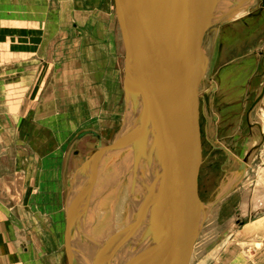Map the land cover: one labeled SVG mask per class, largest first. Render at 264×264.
I'll use <instances>...</instances> for the list:
<instances>
[{
  "label": "rangeland",
  "instance_id": "obj_1",
  "mask_svg": "<svg viewBox=\"0 0 264 264\" xmlns=\"http://www.w3.org/2000/svg\"><path fill=\"white\" fill-rule=\"evenodd\" d=\"M11 1L16 3L14 14L28 13L26 4L17 6L22 0ZM42 1L46 3L39 6L41 11L45 8L47 20L41 21V28L39 23L29 18L23 21L31 28L32 51L26 57L12 55L8 59L3 54L6 52L5 45L0 46L4 51L0 54V62H4V66L12 61L20 65L26 62L30 66H27L29 69L25 73L30 76L31 84L39 81L43 84L44 93L79 85L75 86L77 90H73V93L67 91L60 98L62 101L68 98L69 103L71 99L74 100V106L79 108V118L77 122L75 120L78 131L63 140L58 139V134H44L46 139L42 143L44 147H51L44 151L49 154L45 158L50 163L46 168V177H57L58 184L57 187L56 182L48 181L47 186L52 187V190L48 188V192L57 195L62 179L63 216L60 200L50 204L53 210L49 213L55 211L60 215L57 225L63 218L66 220L63 231L57 232L58 241L63 239L64 264H70L65 250V203L70 195L74 174L96 151L98 138L101 137L104 145L109 147L123 122L126 108V50L115 0ZM224 4H220L221 11H228L231 4L227 9L223 8ZM23 22H16L15 25H22ZM214 23L206 30L202 42L208 56V66L197 98L200 123L206 130L205 134L208 130V136L204 134L203 137L204 160L199 177L202 200L212 204L236 179L240 162L246 157L251 167L248 177L246 174L214 207H206V217L190 264H264V204L256 205L258 199L254 197L256 191L264 194V94L252 109L264 89V0H255L248 13L234 20ZM49 33L55 36L51 37ZM15 72L19 77L23 75L22 70ZM260 139H263L262 142ZM145 142L146 147L150 148L146 139ZM134 149L131 147L130 153L137 155ZM261 150L262 156L253 162L254 156ZM104 161L103 155L97 158L89 168H93L91 177H83L88 182L90 193L84 202L89 215H80L77 198L71 205L77 226L73 233L72 250L74 255L81 251L79 264H109L99 257L100 249H97L105 244L110 246V243L112 247L114 234L119 250L110 264H120L125 257L123 227L118 223L125 191L123 188L127 184V192L131 177L128 174L122 178L116 196L108 199L110 190L107 182L95 187L104 180L103 174H98ZM129 164H133L131 158ZM87 205L89 209L85 207ZM49 213L47 210L46 214ZM46 214L38 215L43 216L45 221ZM88 253L95 254L94 260Z\"/></svg>",
  "mask_w": 264,
  "mask_h": 264
},
{
  "label": "water",
  "instance_id": "obj_2",
  "mask_svg": "<svg viewBox=\"0 0 264 264\" xmlns=\"http://www.w3.org/2000/svg\"><path fill=\"white\" fill-rule=\"evenodd\" d=\"M252 2L236 0L229 10ZM115 4L126 50V108L114 142L106 147L99 137L96 151L74 174L66 202V254L70 264H79L81 251L74 255L72 250L77 226L70 205L77 198L80 215L86 212L87 170L102 155L120 154L131 183L136 184L128 162L135 158L138 165L139 156L132 155L127 145L133 147L135 137L144 131L150 148L159 147L160 170L152 197L134 226L132 246L120 264H189L206 207L223 199L245 177L249 165L247 157L240 162L236 179L212 204L202 200L199 175L204 156L197 98L208 66L202 41L215 16L212 13L199 28L196 12L200 4L211 8L213 0H115ZM263 94L264 89L252 109Z\"/></svg>",
  "mask_w": 264,
  "mask_h": 264
},
{
  "label": "crops",
  "instance_id": "obj_3",
  "mask_svg": "<svg viewBox=\"0 0 264 264\" xmlns=\"http://www.w3.org/2000/svg\"><path fill=\"white\" fill-rule=\"evenodd\" d=\"M32 1L34 0H22L17 4V6L26 4L28 13L14 14L16 3L11 0L5 2L0 0V43H3L0 46L6 47V52L0 47V54L4 52L8 59L12 55L26 57L32 51L30 43L32 32L30 26L24 23L25 20L30 19L39 23V29L41 21L47 20L45 8L41 11L39 6L46 2L35 0L31 3ZM16 22L23 23L16 26ZM49 34L51 37L55 36L54 33ZM38 38H41L40 33ZM3 63L0 62V264H64L61 248L63 239L61 238V242L58 241L60 239L58 232L63 231L66 220L63 218L57 225L60 215L55 211L49 213L53 210L50 204H53L54 200H60L63 216L62 179L60 178L59 182V193L57 195L49 193L48 188L52 187L47 186V182L53 184L56 182L57 187L58 184L57 177L50 179L46 177L48 174L46 168L50 163L45 158L49 154L44 151L51 147H44L42 143L46 139L44 134H58L57 138L63 140L78 131L75 120L77 122L79 118V108L74 106V100L71 99L69 103L68 98H63V101L60 98L66 95L67 91L73 93V90H77L75 86L79 85H74L75 88L70 89L59 88L55 91L52 89L44 93L43 84L39 81L31 84L30 76L25 73V70L29 69L27 66H30L26 62H23V66L13 61L10 64L5 62V66ZM19 70L23 72L21 77L15 72ZM63 102L65 103L62 104ZM82 110L84 111V108ZM200 126L203 144L206 130L201 123ZM206 135L208 136V130ZM262 151L254 156L253 162L258 156H262ZM250 167L248 165V169ZM246 174L248 177V171ZM87 175L91 177L92 174L89 175L87 172ZM256 193H261L260 198L264 197L260 191H256L254 196ZM258 204L263 203H256ZM85 207L89 209L88 205ZM47 210L49 214H46ZM43 212L46 214L45 221L42 219L43 216L38 215ZM85 214L87 217L89 212H84ZM113 236L112 247L110 243V246L105 244L104 247L99 246L97 249L98 251L100 249L99 257L107 260L109 264L119 250L117 238L115 234Z\"/></svg>",
  "mask_w": 264,
  "mask_h": 264
},
{
  "label": "bare ground",
  "instance_id": "obj_4",
  "mask_svg": "<svg viewBox=\"0 0 264 264\" xmlns=\"http://www.w3.org/2000/svg\"><path fill=\"white\" fill-rule=\"evenodd\" d=\"M168 1L170 2L172 0H168ZM226 1H229V0H213V4H211V8L209 7V9L207 8L208 6H210L209 4H204V5L200 4V8H198V11L196 12V19H197L198 27L201 28L209 19H211L212 17L210 16L212 15V13H214V16H215L213 18L212 24L215 21L216 23L218 22L224 23L225 21L234 20L244 15L246 12L248 13V10L250 9V5L252 6L255 0H253V2L249 5L236 7L235 9L228 10V11H223V10L221 11L222 8H220L221 7L220 4L221 3L224 4ZM233 2L234 0H230L228 4H233ZM228 4H224L223 8L227 9L229 6ZM250 119L252 118L250 117ZM142 133H144V131H140L138 133V135L135 137L134 145L132 144V146L135 148L134 150H136L137 156H139L138 157L139 166L134 160L135 158L131 159L133 160V164L129 166L131 168V171L136 174L137 183L132 184L130 181L127 192H126L127 184H126V187L123 188L125 191L123 192V202L120 206L121 215H119L120 217H119L118 224H121V226L123 227L122 233L124 235V241H123L124 256L128 254L132 246L134 226L139 224L140 216H142V214L144 213L146 206L148 205L149 200L152 197V193L156 186V181L158 179L157 176L160 170L159 169L160 156H159V151H158L159 147L158 145L156 146V144L151 146V148L146 147V142H145V139L143 138ZM262 140L260 139L261 142ZM127 148L131 149L130 145H127ZM103 156H104L105 161L102 162L101 169L98 174L99 176H101L100 174H103L104 180L98 182L95 185V187H98L101 184L107 182L109 185V190H110V193H109L110 196L107 198L110 199L111 197L114 198L116 196L117 190H119L120 188L122 178L127 177L129 173L122 166L123 163H122L120 154H108V155H103ZM91 170H93V168H91ZM91 170L90 169L87 170L89 175L92 174ZM87 172H86V177H88ZM81 188H83V186H81ZM254 197L256 198V200L259 199L256 201V203L262 202L264 204V197L263 199L260 198L261 193H256V196ZM89 255H91L90 258L94 260L95 254L93 255L92 253ZM192 255H193V252H192ZM191 259H192V256H191ZM191 259H190V262L192 261Z\"/></svg>",
  "mask_w": 264,
  "mask_h": 264
}]
</instances>
